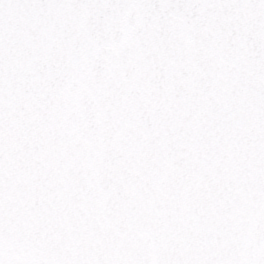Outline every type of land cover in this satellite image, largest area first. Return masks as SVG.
Listing matches in <instances>:
<instances>
[{"label":"snow or ice","instance_id":"snow-or-ice-1","mask_svg":"<svg viewBox=\"0 0 264 264\" xmlns=\"http://www.w3.org/2000/svg\"><path fill=\"white\" fill-rule=\"evenodd\" d=\"M0 264H264V0H0Z\"/></svg>","mask_w":264,"mask_h":264}]
</instances>
